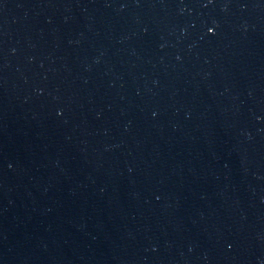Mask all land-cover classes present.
Wrapping results in <instances>:
<instances>
[{
    "label": "water",
    "instance_id": "water-1",
    "mask_svg": "<svg viewBox=\"0 0 264 264\" xmlns=\"http://www.w3.org/2000/svg\"><path fill=\"white\" fill-rule=\"evenodd\" d=\"M0 264H264V0H0Z\"/></svg>",
    "mask_w": 264,
    "mask_h": 264
},
{
    "label": "snow or ice",
    "instance_id": "snow-or-ice-1",
    "mask_svg": "<svg viewBox=\"0 0 264 264\" xmlns=\"http://www.w3.org/2000/svg\"><path fill=\"white\" fill-rule=\"evenodd\" d=\"M209 30L211 31V28Z\"/></svg>",
    "mask_w": 264,
    "mask_h": 264
}]
</instances>
